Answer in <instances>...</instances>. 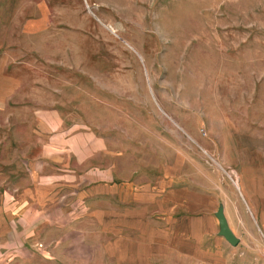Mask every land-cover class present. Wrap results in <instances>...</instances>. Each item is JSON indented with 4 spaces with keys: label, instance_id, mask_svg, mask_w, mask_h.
Segmentation results:
<instances>
[{
    "label": "rangeland",
    "instance_id": "374dc122",
    "mask_svg": "<svg viewBox=\"0 0 264 264\" xmlns=\"http://www.w3.org/2000/svg\"><path fill=\"white\" fill-rule=\"evenodd\" d=\"M240 150L264 154V0H0V264H194L130 240L185 246Z\"/></svg>",
    "mask_w": 264,
    "mask_h": 264
},
{
    "label": "crops",
    "instance_id": "0c3cea01",
    "mask_svg": "<svg viewBox=\"0 0 264 264\" xmlns=\"http://www.w3.org/2000/svg\"><path fill=\"white\" fill-rule=\"evenodd\" d=\"M227 164L233 186L226 191L222 189L223 215L237 244L231 247L217 235L216 211L208 210L216 199L211 192H204L200 200L193 197L197 207H205V213L203 218L187 219L190 222L184 231L185 246L178 245L182 242L181 233L173 230L171 223L163 242L156 238L160 230L154 231L149 240L142 239L138 231L130 241L141 258L150 256L153 262H158L177 255L194 264H264V154L240 150L234 162Z\"/></svg>",
    "mask_w": 264,
    "mask_h": 264
},
{
    "label": "water",
    "instance_id": "95a60500",
    "mask_svg": "<svg viewBox=\"0 0 264 264\" xmlns=\"http://www.w3.org/2000/svg\"><path fill=\"white\" fill-rule=\"evenodd\" d=\"M214 218L217 222V235L231 247H234L237 244V239L234 237V235L229 230L226 220L223 215L222 206H218L216 212L214 213Z\"/></svg>",
    "mask_w": 264,
    "mask_h": 264
},
{
    "label": "built area",
    "instance_id": "2783aa9c",
    "mask_svg": "<svg viewBox=\"0 0 264 264\" xmlns=\"http://www.w3.org/2000/svg\"><path fill=\"white\" fill-rule=\"evenodd\" d=\"M262 257H263V259H264V253L262 254Z\"/></svg>",
    "mask_w": 264,
    "mask_h": 264
}]
</instances>
